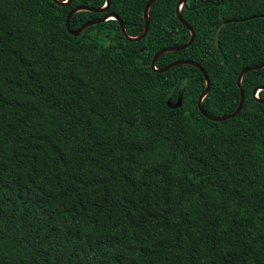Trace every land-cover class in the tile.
Here are the masks:
<instances>
[{"label":"trees","instance_id":"1","mask_svg":"<svg viewBox=\"0 0 264 264\" xmlns=\"http://www.w3.org/2000/svg\"><path fill=\"white\" fill-rule=\"evenodd\" d=\"M148 1L107 13L136 37ZM178 2L157 0L131 42L116 20L68 32L73 8L106 0H0V264H264V68L244 76L239 114L207 119L198 68L151 66L190 39ZM181 13L195 40L156 67L198 63L205 112L230 114L240 72L264 63V0Z\"/></svg>","mask_w":264,"mask_h":264},{"label":"water","instance_id":"2","mask_svg":"<svg viewBox=\"0 0 264 264\" xmlns=\"http://www.w3.org/2000/svg\"><path fill=\"white\" fill-rule=\"evenodd\" d=\"M53 1L56 4L60 5V6H66V5H69L72 2V0H66L65 2H62L60 0H53ZM156 1L157 0H149L147 2L146 6H145V11H144L145 26H144L143 32L139 36H136V37H132V36H130L127 33V30L125 28L124 23L120 20V18L118 16H116L114 14L107 13L109 8H110L111 0H106V5L104 7H102V8H100V9H96V8L88 7V6H77V7L73 8L69 12V14L67 16V19H66L67 30H68V32L71 35L79 36L83 32H85L88 28H90L91 26H95V25H97L99 23H104V22H106L108 20H116L117 22H119L121 31L124 34V36L131 42H138V41H141L146 36V34L148 33L149 25H150L149 13H150V9H151L152 5ZM186 3H187V0H179V2L177 4V8H176V13H177V16H178L179 20L181 21V23L190 31V39H189V41L186 44L178 46V47H169V48H164L162 50H159L153 56L152 64H151L152 69L154 71H156V72L164 73V72H166V71H168V70H170V69H172L174 67L181 66V65H190V66H194V67L198 68L202 72V74H203V76L205 78V82H206V88H205L204 92L198 98V108H199L200 112L207 119H209L211 121H214V122H221L223 120H227L229 118H233V117H235L237 114H239L241 112V110L243 108L244 101H245V92H244V87H243V78H244V76L247 73L251 72V71L263 69L264 68V63L261 64V65H257V66L247 67V68L243 69L240 72V74L238 76V79H237V86H238V88L240 90V102H239L238 107L230 114H227V115H224V116H217V117L209 115L208 113L205 112V110L203 108V101H204L205 97L210 92L211 83H210V79H209L208 74L206 73V71L198 63L193 62V61L179 60V61L173 62L172 64H170V65H168V66H166L165 68H162V69H158L156 67L157 62H158L159 58L162 55H164L166 53L177 52V51H182L184 49H187L188 47H190L193 44V42L195 40L196 34H195L194 30L183 19L182 13H181L182 6L186 5ZM83 11L92 12V13H106V15L103 16L102 18H97V19L88 21L87 23L83 24L77 30H72V28H71V19H72V17L76 13L83 12ZM233 21H239V20H233ZM225 23H228V22H225ZM262 90H264V86L257 87L256 89H254V96H255L256 100H258L259 102L264 103V100H261L258 97V92H260ZM167 105H168L169 108H173V109L181 107L183 105V96H182V94L179 95V97H178V99H177V101L175 103H173L171 100H168Z\"/></svg>","mask_w":264,"mask_h":264},{"label":"rangeland","instance_id":"3","mask_svg":"<svg viewBox=\"0 0 264 264\" xmlns=\"http://www.w3.org/2000/svg\"><path fill=\"white\" fill-rule=\"evenodd\" d=\"M183 6H185V5H183ZM183 6H182V8H183ZM181 12H182V9H181Z\"/></svg>","mask_w":264,"mask_h":264}]
</instances>
